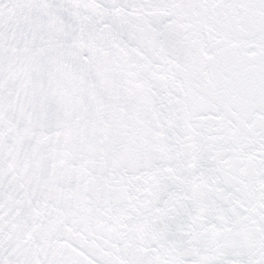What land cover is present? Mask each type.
<instances>
[{"label":"snow or ice","instance_id":"obj_1","mask_svg":"<svg viewBox=\"0 0 264 264\" xmlns=\"http://www.w3.org/2000/svg\"><path fill=\"white\" fill-rule=\"evenodd\" d=\"M0 264H264V0H0Z\"/></svg>","mask_w":264,"mask_h":264}]
</instances>
